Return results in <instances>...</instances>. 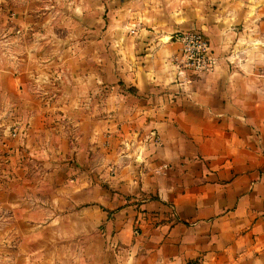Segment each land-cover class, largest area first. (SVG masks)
<instances>
[{
  "label": "crops",
  "instance_id": "1",
  "mask_svg": "<svg viewBox=\"0 0 264 264\" xmlns=\"http://www.w3.org/2000/svg\"><path fill=\"white\" fill-rule=\"evenodd\" d=\"M46 1L72 28L7 67L0 260L264 264V0ZM191 31L215 65L185 78Z\"/></svg>",
  "mask_w": 264,
  "mask_h": 264
},
{
  "label": "rangeland",
  "instance_id": "2",
  "mask_svg": "<svg viewBox=\"0 0 264 264\" xmlns=\"http://www.w3.org/2000/svg\"><path fill=\"white\" fill-rule=\"evenodd\" d=\"M84 3L86 4L85 1ZM67 5V3L66 5L60 6L53 5L51 1L46 0H0V67H2V70H0V94L9 91L8 88L10 79H12L13 81L17 77L21 76L20 71L18 70L10 71L11 73L8 74L9 69H7V67H14L16 64L19 65L20 63H24V59L26 56L25 50L27 49V47L34 49V51L35 49H41L42 53L52 52V47L54 45H52L51 42H48L45 39H40L41 34L49 31L63 33L64 31L61 29H64V27L65 29L67 27L72 28V22L70 19L72 15L68 14L73 11V8H71V6L69 8ZM25 10L30 11V15L28 17H26L25 15H21ZM26 18L27 22L25 21ZM48 21L53 23V28L46 26L48 24ZM26 24H28L27 29L23 30L22 28ZM57 27L62 28L57 29ZM35 35H37V39L34 38ZM47 56L50 55L47 54ZM176 64L178 66V62H176ZM189 71L185 72V74H183V77L193 78L197 76V74L193 73L192 70ZM38 72L40 71L37 69L34 70L35 78H39ZM45 72L46 75H51L49 76L50 81H52L50 82V84L56 83V81H54L53 79V76H55L54 78L57 79L60 77V75H63V71L59 69L57 70V72L50 69ZM5 73L7 75L3 76ZM51 88V86H46L39 93L48 96L49 94H51V92H53ZM13 93L15 94L16 92L13 90L11 94L13 95ZM15 104L19 105L20 103L19 101H15L14 103L8 104L6 101L0 99V110H2L3 108H8L9 105ZM47 104H49L46 105L48 109L54 108L53 105L50 106V103ZM1 122H3V119ZM5 127L6 126L3 124L2 128L4 129ZM0 136V142H4L3 144L1 143V146L7 145V141L10 140L11 136L7 137L5 134H0ZM6 138L7 141L5 142L4 140ZM4 151L5 150H3L1 147L0 155L7 156L8 151ZM2 165H0V167H3ZM31 167L34 168L35 165L32 163ZM38 173L39 170H37V173L35 174L36 177H38ZM7 253V251L5 253L3 251H0V257L5 258V254ZM0 264L11 263H9L8 261L4 263V261L0 260Z\"/></svg>",
  "mask_w": 264,
  "mask_h": 264
},
{
  "label": "built area",
  "instance_id": "3",
  "mask_svg": "<svg viewBox=\"0 0 264 264\" xmlns=\"http://www.w3.org/2000/svg\"><path fill=\"white\" fill-rule=\"evenodd\" d=\"M177 40L181 44V57L177 61L180 75L183 76L189 70L197 75L212 70L215 58L212 54L210 41L201 32L181 33Z\"/></svg>",
  "mask_w": 264,
  "mask_h": 264
}]
</instances>
